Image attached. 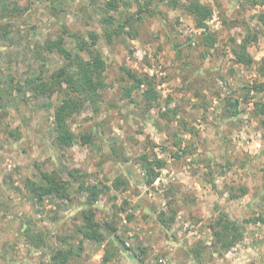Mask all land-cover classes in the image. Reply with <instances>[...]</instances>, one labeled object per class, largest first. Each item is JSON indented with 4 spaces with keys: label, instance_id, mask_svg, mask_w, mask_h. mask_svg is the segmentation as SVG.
<instances>
[{
    "label": "rangeland",
    "instance_id": "374dc122",
    "mask_svg": "<svg viewBox=\"0 0 264 264\" xmlns=\"http://www.w3.org/2000/svg\"><path fill=\"white\" fill-rule=\"evenodd\" d=\"M110 1L116 7L109 0H0V86L10 104L0 103V264H54L50 256L63 240L78 252L68 264H264V222L253 220L264 217V115L254 110L264 100L257 18L264 8L200 0L212 8L201 29L185 0ZM60 24L88 42L89 32L97 34L106 63L98 101L69 118L70 146L58 144L54 131L65 87L50 96L16 91L27 76L47 77L65 62L42 48L47 40L62 35L77 50ZM243 40L251 65L234 60ZM128 71L153 78L157 101L144 100L145 86L132 87ZM156 159L163 166L149 182ZM41 171L72 180V201L39 200L26 182H38ZM80 182L101 189L94 204L101 243L80 242L75 232L86 207ZM161 210L175 212L167 227L157 220ZM222 213L241 234L223 233L227 246L213 233ZM26 231L44 244L32 246Z\"/></svg>",
    "mask_w": 264,
    "mask_h": 264
},
{
    "label": "trees",
    "instance_id": "16d2710c",
    "mask_svg": "<svg viewBox=\"0 0 264 264\" xmlns=\"http://www.w3.org/2000/svg\"><path fill=\"white\" fill-rule=\"evenodd\" d=\"M174 3L178 0H173ZM246 3L251 6H261L264 8V0H245ZM107 6L116 7L114 2H107ZM5 4L1 6L2 11L5 9ZM185 10L193 17L195 26L197 28L204 29L207 27L206 21L212 16V8L201 3L200 0H185ZM2 13V12H1ZM259 23L264 27V10L257 14ZM112 17H108V21ZM111 22V21H109ZM63 35H69L74 39L76 44V51L69 50L63 43V36L59 35L55 39H49L45 42L43 49L51 52H56L64 59V63L56 70H54L49 76L44 77L39 74L27 76L24 79L23 84H18L16 87L17 94L24 95L27 92H31L33 95H46L50 96L56 90L64 89L65 94L62 96L60 103L54 107V124H55V140L60 145L70 146L72 145L75 135L70 128L69 118L76 112L80 111L83 105L88 102L91 105L96 103L100 97V90L106 87L104 79V71L106 67L105 59L100 49L96 48V42L98 41V35L89 32L87 34L90 41L88 42L84 37L78 36L75 32H72L66 28L64 24H60ZM112 32L106 30L105 36L110 37ZM212 36L209 33L205 35V39L209 40ZM233 49L234 60L237 63L244 65H251L254 61L253 57L247 50V43L245 40ZM85 53L87 57L81 55ZM44 61V59H43ZM133 79L132 87L145 86L144 100L151 105L157 101L159 93L156 90L155 82L152 77L147 75H140L134 72H129ZM264 89V85L261 84ZM131 88V87H130ZM250 90V87H247ZM248 98H245V100ZM10 105L5 98L3 88L0 86V103L2 105ZM237 104V102L235 103ZM234 104V105H235ZM254 110L256 113L264 115V100L254 102ZM81 138L85 141L89 139V136L81 135ZM113 159L118 160L113 156ZM163 166V160L156 159L154 164L148 163L147 171L151 174L149 182H151L158 172L155 168H161ZM71 179H77L78 175L74 174L72 170L68 172ZM80 178V177H79ZM119 183H122L119 181ZM72 180L64 179L60 175L54 172H40L39 181L27 180V188L41 201L47 195H53L62 200L72 201L70 188L72 187ZM79 189L86 194L85 209L82 212V222L75 226V232L80 236V242L83 240L91 241H104V235L101 230V226L96 220V211L94 204L97 200V196L101 189L96 185L79 183ZM247 190L243 189L242 195L246 194ZM174 211L170 216H167L165 210H161L157 214V220L164 227H167L174 221ZM167 216V217H166ZM255 222H264V217L257 216L253 219ZM224 224L221 226L220 223ZM220 225V226H219ZM229 229H233V236L241 235L239 232V225L233 220L226 218L222 213L221 218L217 221V227L213 226V233L222 245H229L232 241H229L227 236H223V233H227ZM237 232V233H236ZM29 243L32 246L39 248L44 244V237L35 235L29 231L25 234ZM61 241V240H60ZM64 246L57 248L52 252L50 259L54 264H68L70 260L78 255L73 244L63 240ZM79 247V246H78ZM104 262H108V250L104 249Z\"/></svg>",
    "mask_w": 264,
    "mask_h": 264
}]
</instances>
